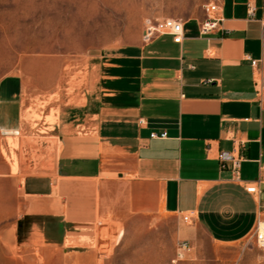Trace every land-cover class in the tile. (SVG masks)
<instances>
[{"label":"crops","instance_id":"crops-1","mask_svg":"<svg viewBox=\"0 0 264 264\" xmlns=\"http://www.w3.org/2000/svg\"><path fill=\"white\" fill-rule=\"evenodd\" d=\"M214 2L222 22L208 35L201 33L205 14L183 20L181 43L159 34L95 56L82 123L56 128L62 141L56 176L23 182L24 215L40 219L25 239L33 250L45 254L66 247L69 233L95 212L123 224L169 217L180 239L197 242L198 232L205 231L228 246L260 222L264 0ZM20 93L17 77L0 83L1 132L18 130ZM164 132L166 138L151 137ZM222 152L242 158L239 179L230 164L221 167ZM250 183L258 193L246 190ZM187 214L191 223L183 220ZM74 240L60 263L90 258L95 264Z\"/></svg>","mask_w":264,"mask_h":264},{"label":"rangeland","instance_id":"rangeland-1","mask_svg":"<svg viewBox=\"0 0 264 264\" xmlns=\"http://www.w3.org/2000/svg\"><path fill=\"white\" fill-rule=\"evenodd\" d=\"M214 1L0 0V83L15 76L21 86L18 130L0 131V264H61L64 248L74 246L76 237L95 264H264L256 237L259 220L248 236L228 246L213 242L205 231L198 232L197 242L180 239L169 217L123 224L95 212L76 225L77 233H69L66 247L57 252L45 255L25 243L40 219L24 215V179L56 176L62 148L56 128L82 123L95 56L139 43L149 19L204 17ZM84 264L93 262L89 258Z\"/></svg>","mask_w":264,"mask_h":264},{"label":"built area","instance_id":"built-area-1","mask_svg":"<svg viewBox=\"0 0 264 264\" xmlns=\"http://www.w3.org/2000/svg\"><path fill=\"white\" fill-rule=\"evenodd\" d=\"M219 6L217 2H212L206 7V17L201 25V33L203 35H208L218 28L222 20L217 16ZM184 24L183 20L175 18H162L152 21L147 20V25L144 34V41L148 42L152 40L156 35L168 34L171 35L176 43H181L183 40ZM252 65L256 66L257 61H252ZM259 78L262 83L263 78L259 74ZM152 138H166L167 134L164 132L162 134H151ZM219 162L222 168H226L228 164L231 166V170L235 175L236 179H239V170L242 162V158L235 154V152H222L218 156ZM246 190L249 193L256 194L259 192L258 186L256 184H246ZM192 215L187 214L183 216V220L187 223L192 222ZM257 245L258 247L264 249V231H261L259 226L256 231ZM183 248L188 246L187 242L183 243Z\"/></svg>","mask_w":264,"mask_h":264},{"label":"bare ground","instance_id":"bare-ground-1","mask_svg":"<svg viewBox=\"0 0 264 264\" xmlns=\"http://www.w3.org/2000/svg\"><path fill=\"white\" fill-rule=\"evenodd\" d=\"M16 162H18L17 158H15ZM18 171V165L13 168V174H16ZM259 228L261 231H264V222L259 223Z\"/></svg>","mask_w":264,"mask_h":264}]
</instances>
